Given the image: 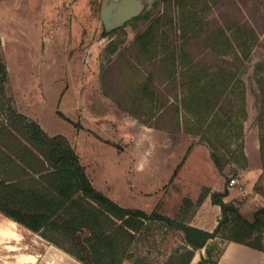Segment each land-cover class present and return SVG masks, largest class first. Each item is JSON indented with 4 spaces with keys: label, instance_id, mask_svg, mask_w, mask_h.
Masks as SVG:
<instances>
[{
    "label": "rangeland",
    "instance_id": "1",
    "mask_svg": "<svg viewBox=\"0 0 264 264\" xmlns=\"http://www.w3.org/2000/svg\"><path fill=\"white\" fill-rule=\"evenodd\" d=\"M120 2L125 4V0H80V4L60 5L58 10L48 12L47 20L42 17L44 12L37 11L33 19L2 24L0 28L5 39L2 53L10 70L7 92L13 98L15 93L20 104L18 107L14 98L17 109L30 111L49 131L63 133L74 142L87 141L90 145L99 142L98 135L81 127L83 123L122 144L123 147H106L99 166L101 174L117 185L120 193L126 186H132L138 205L142 201L159 200L158 183L161 182L156 181L153 185L157 192L143 195L139 178L150 170L161 169L157 163L146 169L139 168L138 161L134 160L131 135L123 131L125 127L121 122L125 121L129 111L142 115L141 121L174 129V105L181 104L178 100L182 96L181 80L179 76L168 75L161 65V50L167 49L170 55L175 51L178 55L184 49L189 58L212 68L219 60L217 53L209 49L212 42L209 33L218 26L237 21L253 26L257 39L251 43L248 57H242L239 66L238 76L244 85L232 95L235 108L228 107V102L222 106V110H234L239 117L234 137L226 139L224 144H217L223 147L225 151L221 152L228 159L223 170L226 180L250 166L247 156L243 155L246 153V133L251 168L261 169L264 157L254 142L257 137L264 139V107L260 91V76L264 75V0H187L186 10H191L197 18L189 21L183 18V7L178 0H133L136 8L122 5L118 8ZM112 7L114 19L121 14L118 17L121 21L133 11L136 16L153 11V16L150 20H134L136 16H133L123 25L115 26L112 25L113 17H108L105 12ZM151 27L159 28L160 33L165 34L163 38L159 37L160 43L155 49L159 53L153 54L154 57L136 43L139 34ZM225 59L231 58L226 54ZM149 75L153 76L151 93L155 90L152 102L144 107L146 100L135 91L143 84H149ZM242 96L246 98V117L240 107ZM91 109L100 111L102 120L96 118ZM6 110L7 105L1 111L5 122ZM219 129L221 133L225 131ZM199 141L209 145L202 135H199ZM200 158L195 162L198 153L193 150L177 177L161 193L166 195V205H161L160 209L165 207L167 215L188 221L196 212V206L186 204L184 199L201 195L204 190L201 186L213 180L212 160L200 161ZM257 189L264 192V175ZM48 246L23 226L4 220L0 213V264H42L36 257L40 258ZM208 246L214 249L216 258L223 250L224 242L217 238ZM130 254L124 264H198L203 256H208L206 249L190 245L183 231L163 226L159 221L148 222L137 234ZM50 260L52 262L43 264H55L54 260L66 264L65 257L55 252Z\"/></svg>",
    "mask_w": 264,
    "mask_h": 264
},
{
    "label": "trees",
    "instance_id": "2",
    "mask_svg": "<svg viewBox=\"0 0 264 264\" xmlns=\"http://www.w3.org/2000/svg\"><path fill=\"white\" fill-rule=\"evenodd\" d=\"M178 1L183 7V18L196 20L191 10H186L187 0ZM152 16L153 11H147L134 20H150ZM164 35L159 28L151 27L139 34L136 43L146 54L154 57L153 54L159 53L155 52L160 43L159 37ZM256 39L255 28L245 23L233 21L214 28L209 33V40L212 41L209 49L217 53L219 63L212 68L203 65L200 60L189 58L184 49L178 55L173 51L172 56L166 52L167 49L161 50V65L168 75L179 76L181 80L182 96L178 99L179 94L176 95L181 104L174 105V126L204 136L220 171L224 170L228 159L219 145L234 137L239 118L237 112L222 110V106L228 102V107L235 108L232 95L244 85L238 76L239 66L242 57H248L251 43ZM2 46L0 35V213L4 217L38 233L82 264H123L131 256L137 234L150 221L179 229L185 233L190 245L196 249L205 248L208 256H203L198 264L218 263L224 248L214 258V249L208 246L216 238L224 243L235 241L264 251V207L243 212L225 201L228 189L211 192L209 188H204L197 202L184 199L186 204L196 206L211 193L213 203L220 205L222 211L219 223L212 232L159 210L149 213L139 208L124 207L99 190L66 135H50L39 122L14 105V98L7 92L10 78ZM226 54L230 60L225 59ZM179 66H182L181 70ZM260 77L261 104L264 107V75ZM152 79L153 76L149 75V84H143L135 91L141 93L142 100H146L144 107L153 100L151 96L155 89L151 93L154 86ZM242 100L240 107L246 117L245 96ZM6 105L7 122L1 118V111ZM262 113L264 115V110ZM133 114L143 120L142 115ZM144 122L152 124L147 120ZM219 128L225 131L221 133ZM260 150L263 158V137L260 139ZM243 155L246 157L245 153Z\"/></svg>",
    "mask_w": 264,
    "mask_h": 264
},
{
    "label": "crops",
    "instance_id": "3",
    "mask_svg": "<svg viewBox=\"0 0 264 264\" xmlns=\"http://www.w3.org/2000/svg\"><path fill=\"white\" fill-rule=\"evenodd\" d=\"M76 4H80V0H0V27L2 24H8L10 21L17 22L18 20L33 19L36 17L37 11L44 12L42 17L44 20H47L50 17L48 12L58 10L60 5L72 6ZM102 19L103 17L100 18L101 21ZM0 33L3 40V49L5 45V39L1 28ZM8 71L10 74L9 66ZM14 98L18 107H20L15 93ZM20 110H22V113L26 114L29 118L39 122L50 135L54 136L57 134H63L49 131L37 116L32 115L30 111L23 109ZM91 111L93 112L94 116H96V118L103 116L100 111L97 112L92 109ZM127 112L128 115L125 117V121L122 120L121 124L125 127V130L123 131L130 133L131 135L130 139L134 151V160L138 161L139 168L144 167L146 169L152 166L154 163H157L161 169V171L157 170L155 172L150 170L147 174L139 178V187L141 188L140 191L143 195L154 193V190L157 192L156 189L153 188V185L156 181L161 182L158 183L160 184L158 185V193L161 196L159 200H154L152 202L142 201V204L138 205L134 201L135 197L132 186H126L122 193H120V191H118L117 185L109 182V180H106V178L101 174L102 169L99 166L104 160V152L107 149L106 147H112L116 145L123 147L122 144H117V142L114 140L100 135L94 129L83 123L81 124V127L87 132L90 131L93 134L98 135L97 138L99 142L95 143L94 145H90V142L87 141L74 142L71 141V139L66 135L72 145L75 147L83 164L86 166L87 173L93 184L116 202L124 207L139 208L149 213L159 210L162 213L167 214L166 209H164L165 207L160 209L161 205H166V195L161 193H163V190L167 189L170 182L175 177H177L180 170L184 167L186 161L189 159L191 152L194 150L198 153V159H196L195 162H198L199 158L201 157L200 161H202V159L207 161L210 158L213 163H210L212 167L211 171L213 174V180L210 183L202 185L201 189L209 188L211 192H223L228 189L229 193L225 197V201L234 204L243 212H250L257 207H264V192H261L257 189V185L264 175V165L262 164L261 169L251 168V160L248 153L247 133L245 154L249 160L250 166L241 173V178L244 181L246 187L245 192H241L238 189L228 188L229 180H226L224 172L220 171V169L217 167L212 157L210 148L205 144L200 143L199 135L188 133L183 129H176L175 127L174 129H168L166 126H158L150 123L148 124L144 121H141V119H139L136 115L130 113L129 111ZM100 120H102V117H100ZM103 127L107 126L103 124ZM102 130L104 131L106 129ZM115 130L118 132L117 127H115ZM123 131L121 132L122 134H124ZM254 143H256L254 146L259 149L261 155L260 138L257 137ZM199 197L200 195L190 199H192L194 202H197ZM221 213V206L213 203L210 193L200 205H196V212L192 214L187 223L199 229L212 232L216 229L219 223ZM2 218L17 225L23 226L11 218L4 217L3 215ZM23 227L26 228L25 226ZM28 230L49 244L47 250L42 253V256L40 258L36 257V259L42 262V264L52 262L50 260V258H52V252L57 253L60 257H65L66 264H71L72 260L78 264H82L64 250L45 240L38 233H35L30 229ZM54 262L55 264H65L59 260H54ZM217 264H264V251L235 241L227 242L224 243V251Z\"/></svg>",
    "mask_w": 264,
    "mask_h": 264
},
{
    "label": "water",
    "instance_id": "4",
    "mask_svg": "<svg viewBox=\"0 0 264 264\" xmlns=\"http://www.w3.org/2000/svg\"><path fill=\"white\" fill-rule=\"evenodd\" d=\"M119 1V0H118ZM120 1H122V0H120ZM120 5H122V6H127V7H131L132 8V6H134V2H133V0H125V4H123V2H120V3H117V6H118V8H120ZM135 7V6H134ZM114 7H112V8H109V9H106V15L108 16V17H110V16H112L113 17V21H112V25H115V26H117V25H123L124 23H125V21L126 20H128L129 18H131V17H133V16H136V12H134L133 11V13L129 16V17H127V18H124V16L122 17V18H124L122 21H121V19H119L118 17L121 15V14H119L118 16H117V19H114V14H113V9ZM136 8V7H135ZM107 20V19H106ZM109 20V19H108Z\"/></svg>",
    "mask_w": 264,
    "mask_h": 264
},
{
    "label": "built area",
    "instance_id": "5",
    "mask_svg": "<svg viewBox=\"0 0 264 264\" xmlns=\"http://www.w3.org/2000/svg\"><path fill=\"white\" fill-rule=\"evenodd\" d=\"M228 188L229 189H238L241 192H245L246 187H245L244 181L241 178V173L230 178Z\"/></svg>",
    "mask_w": 264,
    "mask_h": 264
}]
</instances>
